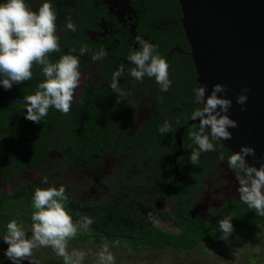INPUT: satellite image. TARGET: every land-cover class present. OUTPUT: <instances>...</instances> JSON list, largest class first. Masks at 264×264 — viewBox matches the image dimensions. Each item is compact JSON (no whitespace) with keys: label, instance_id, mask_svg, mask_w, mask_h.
<instances>
[{"label":"flooded vegetation","instance_id":"flooded-vegetation-1","mask_svg":"<svg viewBox=\"0 0 264 264\" xmlns=\"http://www.w3.org/2000/svg\"><path fill=\"white\" fill-rule=\"evenodd\" d=\"M147 1L47 0L56 13L60 43V51L50 54V61L55 63L65 54L77 56L80 61L81 84L69 119H75L81 130L92 125L88 133L98 135V148L89 154L78 153L82 155L78 157L72 147L64 149L66 143L61 135L56 134L49 143L47 139L34 141L40 134H49L52 128L45 124L37 131L25 128L24 97L34 94L45 79L41 66L34 65L30 81L14 84L10 90L0 85V131L19 134L27 147L34 141V149H29L31 161L9 156L0 162V198L23 199L35 190V185L64 186L72 198L84 203L110 202L135 208L137 213L141 210L137 205L152 207L147 218L173 234L179 231L175 225L181 213L180 208L177 210L179 202L187 208L186 221L205 227L224 207L243 203L235 174L227 167V158L233 153L219 141L214 142L215 152L201 153L198 165L189 162L191 151L197 148L189 139V130H198L197 124L184 130L181 151L174 159L178 151L175 132L199 107L193 95L196 72L181 22L176 25L181 30L178 37L173 33L162 36L160 27L151 25L144 9ZM5 2L0 0V4ZM25 2L36 11L45 0ZM69 20L76 26L75 32L66 28ZM137 36L156 45L168 63L172 83L167 92L160 90L154 78L145 76L139 82L129 75L128 70L134 65L128 56L139 47ZM82 44L91 51L81 56ZM176 47L185 52L175 51ZM73 48L75 52L71 51ZM100 49L107 55L94 62L92 55ZM121 65L125 72L119 85L127 95L118 102V93L111 90L110 84ZM58 116L59 112H54L51 119ZM165 120L171 123L172 131L161 134L158 129ZM57 141L61 144L57 145ZM220 153L224 154V161L219 159ZM44 177L46 184L42 182ZM131 212L136 215L134 210Z\"/></svg>","mask_w":264,"mask_h":264},{"label":"clouds","instance_id":"clouds-1","mask_svg":"<svg viewBox=\"0 0 264 264\" xmlns=\"http://www.w3.org/2000/svg\"><path fill=\"white\" fill-rule=\"evenodd\" d=\"M56 13L51 3L45 2L38 10H31L25 0H6L0 4V85L10 90L13 85H20L30 81L33 76L32 68L40 65L45 79L39 83L38 90L24 97L26 102L25 119L34 123H41L48 115L50 108L67 115L76 90L81 84L80 61L77 56L65 54L55 63L49 59L50 54L60 51L59 37L56 35ZM66 28L72 32L76 26L69 20ZM139 47L131 51L128 60L134 67L128 70L129 75L139 82L144 77L154 78L162 92L171 87L169 79V65L163 59L157 46L137 36ZM75 52L76 49L71 50ZM91 51L87 45L79 48L80 55ZM107 53L104 49L94 52L92 60H102ZM125 69L121 65L113 73L110 88L118 93V102L127 93L120 87L119 78L124 75ZM226 91V86L215 84L210 94L206 95L207 86L193 89L194 102L199 104L191 115L190 120L199 121L198 130H189V139L197 146L191 151L189 162L198 165L201 153L215 152V141L232 139L230 128H238L236 120L231 119L227 113L232 106L231 99L218 95ZM248 89H242L236 103L243 105L248 100ZM202 105V106H201ZM158 131L161 134L172 131V125L165 120ZM255 156V149L241 146L240 151L234 152L227 158V167L235 174L238 181L240 201L253 209L258 216L264 217V163L259 167L249 164L247 157ZM219 159L224 161L223 153ZM47 183V177L43 178ZM64 186L40 188L37 187L33 195L32 207L35 209L31 215V238L15 220L7 224V235L3 241L8 245L5 255L12 264H22L31 261L33 250L37 247H50L57 256L63 259V264H83L86 253L79 250L69 252V241L76 238L80 230L87 231L93 223L88 216H80L73 221L66 209L68 199ZM79 216L80 214L77 213ZM231 217L220 220V239L227 241L233 234L234 228ZM96 264H115V258L104 244L97 254Z\"/></svg>","mask_w":264,"mask_h":264},{"label":"trees","instance_id":"trees-1","mask_svg":"<svg viewBox=\"0 0 264 264\" xmlns=\"http://www.w3.org/2000/svg\"><path fill=\"white\" fill-rule=\"evenodd\" d=\"M144 9L148 12L147 16L152 20L151 25L156 24L157 27H160L162 36H172V33L175 38L179 36L181 30H177L176 25L180 23L181 14L176 0H149L144 4ZM168 28H171L172 31H169ZM54 112L59 111L50 108L47 119L44 117L39 124L26 120L27 126L25 128L31 132L37 131V128L42 127V124L47 127L52 126L49 134H40L35 137L34 141L47 139L49 143L58 134L63 137L64 143L67 144L64 145V149L72 147L76 152L75 156L78 153L89 154L92 150H97L98 135L88 133L92 125L88 124L81 130L77 127L75 119L71 118L72 121L69 119L70 114L65 115L59 112L61 116L51 119ZM4 130L0 131V162L8 160L9 156L19 160L31 161L29 152L34 149L32 147L34 141L27 147L22 136L19 134L9 135L10 133L4 132ZM91 140L93 141L90 142ZM56 144L61 143L57 141ZM81 156L78 155V157ZM33 160L36 159L33 158ZM37 187L47 188L48 186L35 185V189ZM34 191L32 189L23 199L5 200L0 198V237L7 235V224L12 220H15L20 226L27 223L32 224L31 215L35 211L32 207ZM65 194L68 197L65 206L74 222L79 220L80 216H88L93 219V223L87 231L80 230L77 237L69 241V245L78 248L93 242L101 246L104 244L109 247L114 246L116 250L131 245L137 251L146 248L158 251L172 249L190 252L204 241L214 246L227 243L228 241L220 239L222 233L219 230V222L228 217L232 218L231 223L234 228L229 241L236 236L245 241L250 240L258 229H264V217L258 216L253 209L244 203L224 207L225 210H220L213 222L205 227L196 226L189 223L188 220L186 221L187 208L179 202L177 210L180 208L181 213L175 220V225L179 231L173 234L156 227L154 222L147 218L152 207L142 206L140 208L137 205V208L141 209L137 213L135 208L110 205V202L84 203L76 201L70 193L66 192ZM132 210L136 215H133ZM77 213L80 215L78 216ZM41 264H63V259L50 256L49 253L47 258L41 261Z\"/></svg>","mask_w":264,"mask_h":264},{"label":"water","instance_id":"water-1","mask_svg":"<svg viewBox=\"0 0 264 264\" xmlns=\"http://www.w3.org/2000/svg\"><path fill=\"white\" fill-rule=\"evenodd\" d=\"M177 2L197 88L206 85L208 95L215 84L225 85L226 91L218 95L232 101L227 115L239 127L229 129L232 139L219 142L232 153L241 146L254 148L255 156L247 161L259 167L264 163V0ZM242 89H248L243 111L236 103ZM192 124L199 125V121L189 120L175 132L178 151L174 159L181 151L184 130Z\"/></svg>","mask_w":264,"mask_h":264},{"label":"rangeland","instance_id":"rangeland-1","mask_svg":"<svg viewBox=\"0 0 264 264\" xmlns=\"http://www.w3.org/2000/svg\"><path fill=\"white\" fill-rule=\"evenodd\" d=\"M161 226L165 227V225ZM21 227L28 238H31L32 224H23ZM3 238L4 236L0 237V263L12 264L5 255L8 245ZM102 247L93 242L79 248L68 244L69 252L79 250L86 253L83 264H96L97 254ZM131 247L128 245L117 250L114 246L109 247L115 258V264H264V229H258L253 234V238L247 241L243 238H235L218 246L202 243L190 252L146 248L137 251ZM49 253L50 256L59 257L50 247H37L33 250L30 259L34 264H41ZM22 264L29 262L25 260Z\"/></svg>","mask_w":264,"mask_h":264},{"label":"bare ground","instance_id":"bare-ground-1","mask_svg":"<svg viewBox=\"0 0 264 264\" xmlns=\"http://www.w3.org/2000/svg\"><path fill=\"white\" fill-rule=\"evenodd\" d=\"M85 208V207H84Z\"/></svg>","mask_w":264,"mask_h":264}]
</instances>
